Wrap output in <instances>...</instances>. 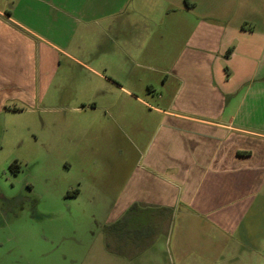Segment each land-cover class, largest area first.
I'll return each instance as SVG.
<instances>
[{"label":"crops","instance_id":"crops-1","mask_svg":"<svg viewBox=\"0 0 264 264\" xmlns=\"http://www.w3.org/2000/svg\"><path fill=\"white\" fill-rule=\"evenodd\" d=\"M168 26L185 31L166 63ZM152 44L143 67L176 88L163 107L127 90L159 122L111 203L112 245L264 246V0H0V116L45 101L63 58L116 83L83 60L128 75Z\"/></svg>","mask_w":264,"mask_h":264},{"label":"rangeland","instance_id":"rangeland-1","mask_svg":"<svg viewBox=\"0 0 264 264\" xmlns=\"http://www.w3.org/2000/svg\"><path fill=\"white\" fill-rule=\"evenodd\" d=\"M172 30L166 63L184 44L185 28L180 43ZM156 49H142L128 75L121 59L83 60L122 87L63 58L45 101L0 116V264H264V246L112 245L111 203L159 122L127 90L154 107L175 93L143 67Z\"/></svg>","mask_w":264,"mask_h":264}]
</instances>
